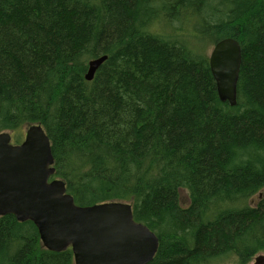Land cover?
Here are the masks:
<instances>
[{
	"label": "trees",
	"instance_id": "1",
	"mask_svg": "<svg viewBox=\"0 0 264 264\" xmlns=\"http://www.w3.org/2000/svg\"><path fill=\"white\" fill-rule=\"evenodd\" d=\"M226 37L243 52L235 106L196 49ZM33 124L77 204L131 203L157 234L148 264L264 253V0H0V132ZM0 264L74 255L44 248L34 222L7 214Z\"/></svg>",
	"mask_w": 264,
	"mask_h": 264
},
{
	"label": "water",
	"instance_id": "2",
	"mask_svg": "<svg viewBox=\"0 0 264 264\" xmlns=\"http://www.w3.org/2000/svg\"><path fill=\"white\" fill-rule=\"evenodd\" d=\"M107 58L89 61L86 80L94 79ZM242 60V45L234 37L217 41L209 55L219 97L232 106ZM55 173L51 140L41 124L27 127L18 144L12 143L10 131L0 132V216L34 222L43 247L55 252L71 247L75 264H148L154 259L159 238L135 220L131 203L77 204ZM251 264H264V253Z\"/></svg>",
	"mask_w": 264,
	"mask_h": 264
},
{
	"label": "rangeland",
	"instance_id": "3",
	"mask_svg": "<svg viewBox=\"0 0 264 264\" xmlns=\"http://www.w3.org/2000/svg\"><path fill=\"white\" fill-rule=\"evenodd\" d=\"M176 26H177V24H176ZM154 28L155 29L157 28L156 29L157 31L164 32V33L171 31L170 27L160 28V27L155 26ZM177 29H178V27H174V29H172V30H176L175 32H178ZM213 46H214V44H211L210 41H209V43H207L206 41H204V40L201 39V43H199L197 45L196 49H197V52H199L200 54H203V55L209 57V55H210V53H211V51L213 49ZM26 129L27 128H25V130L10 131L11 132V135H12V142L13 143H19V142H21L24 139V137H25ZM55 177L56 178H60L58 176H55ZM61 179H63V178H61ZM181 197H182V201H181L182 204L184 206H187L188 205V194H187V192L186 191H182L181 192Z\"/></svg>",
	"mask_w": 264,
	"mask_h": 264
},
{
	"label": "bare ground",
	"instance_id": "4",
	"mask_svg": "<svg viewBox=\"0 0 264 264\" xmlns=\"http://www.w3.org/2000/svg\"><path fill=\"white\" fill-rule=\"evenodd\" d=\"M215 44H216V43H215ZM215 44H214V45H215ZM213 47H214V46H213Z\"/></svg>",
	"mask_w": 264,
	"mask_h": 264
}]
</instances>
